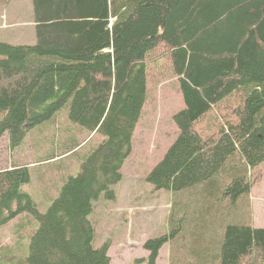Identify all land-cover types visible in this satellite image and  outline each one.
Returning <instances> with one entry per match:
<instances>
[{"label": "trees", "instance_id": "16d2710c", "mask_svg": "<svg viewBox=\"0 0 264 264\" xmlns=\"http://www.w3.org/2000/svg\"><path fill=\"white\" fill-rule=\"evenodd\" d=\"M33 2L37 42H0V140L17 148L64 107L66 119L104 139L43 213L23 190L28 167L0 169V229L24 212L38 223L22 264H112L107 243L93 246L88 217L101 197L115 198L147 99V64L161 56L183 107L172 116L177 136L146 181L172 200H194L176 231L217 237L208 250L189 247L190 264H264V227L249 221V204H237L264 163V0ZM222 104L227 116L199 131ZM170 237L147 240L141 262L156 264ZM178 241L179 249L189 239Z\"/></svg>", "mask_w": 264, "mask_h": 264}, {"label": "rangeland", "instance_id": "374dc122", "mask_svg": "<svg viewBox=\"0 0 264 264\" xmlns=\"http://www.w3.org/2000/svg\"><path fill=\"white\" fill-rule=\"evenodd\" d=\"M33 3V0H0L1 43L30 46L37 42ZM147 65V99L134 128L131 152L121 168V182L113 186L115 198L109 201L101 197L88 217L94 229L93 246L98 248L107 243L112 264H144L141 260L147 258L148 252L143 244L170 234L172 237L159 250L156 264H190L189 247L208 250L211 240L217 237L208 236L206 231H176L179 224L189 222L184 211L195 207L194 200L190 205L181 202L180 195L172 200L167 191L155 189L146 181L149 171L177 136L172 116L183 107L168 58L161 56ZM225 107L222 104L204 116L197 124L198 130L207 131L211 124H220L223 115L229 112ZM66 110L67 107L62 108L51 119L33 127L15 149L7 135L0 140V169L13 165L28 167L30 183L23 190L42 213L57 197L64 181L78 173L89 151L104 139L66 119ZM251 178V191L239 199L238 208L249 204V208H244V213L250 209L249 221L255 227H264V163L254 169ZM37 227L34 217L25 212L1 227L0 264L24 263L30 251L29 238ZM192 234L201 241H190ZM183 235L189 239L188 244L178 249V240Z\"/></svg>", "mask_w": 264, "mask_h": 264}]
</instances>
